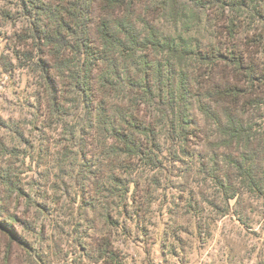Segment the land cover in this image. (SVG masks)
<instances>
[{
    "label": "trees",
    "instance_id": "16d2710c",
    "mask_svg": "<svg viewBox=\"0 0 264 264\" xmlns=\"http://www.w3.org/2000/svg\"><path fill=\"white\" fill-rule=\"evenodd\" d=\"M19 1L30 18L19 37L32 40L27 50L37 53L52 116L65 110V78L78 92L84 123L77 158L90 152L88 137H98L100 147L109 142L116 154L109 162L146 157L157 167L175 156L185 161L188 144L201 135L210 144L203 157L211 152L203 169L227 200L239 198L243 187L264 194L263 137L253 122L264 105L261 42L239 37L243 16L264 19V0ZM214 13L222 20L218 43H193L194 26ZM79 168L81 183L94 173L90 164ZM2 180L11 193L20 191L8 171ZM107 191L121 194L113 184ZM1 209L0 233L10 252L21 237ZM105 218L114 221L109 212ZM95 244L97 262L121 264L108 237Z\"/></svg>",
    "mask_w": 264,
    "mask_h": 264
},
{
    "label": "rangeland",
    "instance_id": "374dc122",
    "mask_svg": "<svg viewBox=\"0 0 264 264\" xmlns=\"http://www.w3.org/2000/svg\"><path fill=\"white\" fill-rule=\"evenodd\" d=\"M23 12L19 0H0V207L21 237L8 252L0 233V264H104L95 244L101 236L118 249L121 264H264V194L243 187L239 198L227 200L203 169L211 155L203 157L210 145L204 136L188 144L185 161L175 156L157 167L146 157L109 162L116 154L98 137L87 136L90 152L76 157L84 123L78 92L65 78V110L52 116L37 53L27 50L32 40L19 37L30 26ZM218 15L208 21L203 15L193 43H218ZM247 17L239 37L261 42L264 65V19ZM253 122L264 156V105ZM81 162L94 172L82 183ZM5 171L20 191L8 190ZM111 184L120 196L110 195Z\"/></svg>",
    "mask_w": 264,
    "mask_h": 264
}]
</instances>
